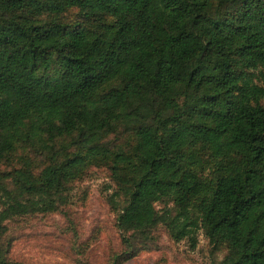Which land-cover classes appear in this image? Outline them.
<instances>
[{
	"label": "trees",
	"instance_id": "1",
	"mask_svg": "<svg viewBox=\"0 0 264 264\" xmlns=\"http://www.w3.org/2000/svg\"><path fill=\"white\" fill-rule=\"evenodd\" d=\"M112 182L128 264L164 227L264 264V0H0V264L10 224Z\"/></svg>",
	"mask_w": 264,
	"mask_h": 264
},
{
	"label": "rangeland",
	"instance_id": "2",
	"mask_svg": "<svg viewBox=\"0 0 264 264\" xmlns=\"http://www.w3.org/2000/svg\"><path fill=\"white\" fill-rule=\"evenodd\" d=\"M111 193L108 170L92 168L74 185L62 213L10 224L12 258L30 264H110L123 250L116 214L107 202ZM156 237V243L128 264H214L224 257L213 255L202 232L195 250L188 241L174 242L164 227L157 229Z\"/></svg>",
	"mask_w": 264,
	"mask_h": 264
}]
</instances>
